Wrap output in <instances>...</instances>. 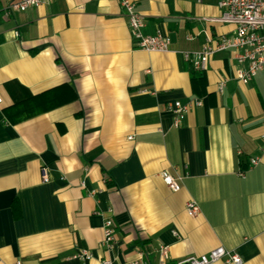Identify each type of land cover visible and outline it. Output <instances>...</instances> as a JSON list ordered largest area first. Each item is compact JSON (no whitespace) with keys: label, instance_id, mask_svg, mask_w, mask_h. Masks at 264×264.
Instances as JSON below:
<instances>
[{"label":"crops","instance_id":"0c3cea01","mask_svg":"<svg viewBox=\"0 0 264 264\" xmlns=\"http://www.w3.org/2000/svg\"><path fill=\"white\" fill-rule=\"evenodd\" d=\"M11 1L0 0V264H80L81 250L88 264H129L138 250L155 262L159 245L165 264L217 247L264 264V71L241 84L232 52L203 72L182 57L234 36L219 0H134L142 33L166 36V53L135 48L117 0L5 16ZM175 101L188 106L178 129ZM105 217L114 252L100 245Z\"/></svg>","mask_w":264,"mask_h":264},{"label":"built area","instance_id":"2783aa9c","mask_svg":"<svg viewBox=\"0 0 264 264\" xmlns=\"http://www.w3.org/2000/svg\"><path fill=\"white\" fill-rule=\"evenodd\" d=\"M49 1L13 0L3 9V14L10 16L13 13L24 12L30 8L46 5ZM117 2L126 17L129 37L136 49L147 53H166L169 51L170 42L166 36L161 35L159 32H156L155 35H144L142 33L144 20L137 13L134 0H117ZM217 6L221 10L219 22L232 25L234 36L231 38L220 36L215 40H208L198 52H183V60L194 71L203 72L211 56L222 51L232 52L237 66L236 80L241 84H248L257 73L264 71V0H219ZM224 85V81H220L217 86L219 93H222ZM195 105L199 106L200 103L197 101ZM168 111L173 116V127L178 129L188 112V106L175 101L168 107ZM261 140L264 143V135L261 136ZM260 153L264 154V145L260 149ZM259 161V157L250 158L248 168L257 166ZM40 173L43 182H46L49 179L47 168L42 167ZM236 175L242 178L244 172L240 171ZM160 178L171 192L176 193L180 190V179L166 173H160ZM61 180H64V177ZM80 185L84 187L85 184L82 182ZM184 209L190 218L196 217L199 213L197 203L192 200L185 202ZM115 232L111 217H105L102 223V241L100 245L107 252L116 250ZM173 235L176 234L173 233ZM154 253L157 260L151 262L142 250H138L137 257L129 264H165L170 260L167 246L159 245ZM75 257L80 261V264H88L92 259V254L81 250L75 254ZM219 261L225 264H241V258L236 253L227 251L222 247H217L206 254L189 255L178 259L175 264H214ZM100 264H112V261L101 259Z\"/></svg>","mask_w":264,"mask_h":264}]
</instances>
